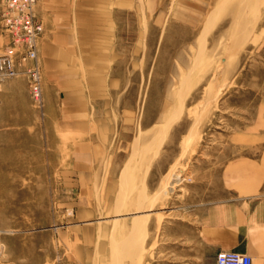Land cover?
Instances as JSON below:
<instances>
[{
	"label": "rangeland",
	"instance_id": "rangeland-1",
	"mask_svg": "<svg viewBox=\"0 0 264 264\" xmlns=\"http://www.w3.org/2000/svg\"><path fill=\"white\" fill-rule=\"evenodd\" d=\"M4 43L0 31V54ZM125 84L134 119L116 127L102 154L113 189L101 184L86 202L63 181L69 136L33 102L25 76L0 83V264H215L217 252L199 242V211L223 197L230 176L264 171V0H212L195 28L152 31ZM180 166L182 181L170 191L166 177ZM82 204L88 214L78 213ZM148 209L136 232L132 215Z\"/></svg>",
	"mask_w": 264,
	"mask_h": 264
},
{
	"label": "crops",
	"instance_id": "crops-1",
	"mask_svg": "<svg viewBox=\"0 0 264 264\" xmlns=\"http://www.w3.org/2000/svg\"><path fill=\"white\" fill-rule=\"evenodd\" d=\"M211 1L36 0L43 28L38 44L42 108L56 131L69 136L63 181L75 186L78 200H94L101 184L113 189L114 182L104 180L102 154L116 127L134 119L124 93L126 72H136L151 32L171 24L195 28ZM255 169L220 183L223 197L214 196L199 211V242L264 264V171ZM82 205L78 213L88 214ZM82 254L89 258L90 251Z\"/></svg>",
	"mask_w": 264,
	"mask_h": 264
},
{
	"label": "built area",
	"instance_id": "built-area-1",
	"mask_svg": "<svg viewBox=\"0 0 264 264\" xmlns=\"http://www.w3.org/2000/svg\"><path fill=\"white\" fill-rule=\"evenodd\" d=\"M0 31L5 50L0 54V83L25 76L30 95L37 106L42 105L41 73L38 44L43 28L36 14V0H1ZM215 264H252L244 253L219 251Z\"/></svg>",
	"mask_w": 264,
	"mask_h": 264
},
{
	"label": "bare ground",
	"instance_id": "bare-ground-1",
	"mask_svg": "<svg viewBox=\"0 0 264 264\" xmlns=\"http://www.w3.org/2000/svg\"><path fill=\"white\" fill-rule=\"evenodd\" d=\"M255 10V9H254ZM258 19V14H257V18H256V20ZM256 20H255V22H256ZM253 21V20H252ZM249 23V22H248ZM250 24V23H249ZM252 25H254V24H252ZM251 25V26H252ZM239 26V25H238ZM242 26H243V24H242ZM247 28V27H246ZM239 29L240 28H238V31H239ZM242 29V28H241ZM237 30V29H236ZM237 31V32H238ZM246 31H247V29H246ZM249 32V31H248ZM241 34V33H240ZM239 34V35H240ZM244 34V33H243ZM246 34V33H245ZM246 37V36H245ZM240 38H241V36L239 37V38H237L236 39V45H240V44H237L238 42H240L239 40H240ZM231 49H232V46H231ZM229 60V57H227V58H225V59H223V61L225 62V64H224V68H222L221 69V66L220 65H218V67H216V69L214 70V80H215V82L216 81H218V79L219 78H221L223 75H224V73H222L223 72V70H225V68H227L226 67V65H227V61ZM220 70V71H219ZM226 71V70H225ZM210 87V86H209ZM209 91L210 92H207L206 93V97H205V102L208 104V106H209V104H211L212 103V101H213V99L215 98V91H214V89L212 90V89H209ZM213 91V92H212ZM205 106L204 107H201V108H199V110H198V113H196V114H198V115H196L195 116V123H196V125H198L197 124V122L199 123V120H202L201 118L202 117H204V113H205ZM208 108H210V107H208ZM194 111V110H193ZM196 111V110H195ZM202 116V117H201ZM194 117V116H193ZM173 121H174V118H170L169 119V121H168V124H171V123H173ZM195 125V124H194ZM193 126V125H192ZM199 126V125H198ZM191 136V135H190ZM185 138V137H184ZM190 140H191V138H190ZM185 142V141H184ZM197 142V141H196ZM186 143V142H185ZM185 143H184V145H185ZM193 144V143H192ZM191 144V145H192ZM189 145V144H188ZM190 145V146H191ZM182 146V145H181ZM189 147V146H188ZM193 148V147H192ZM195 149V148H194ZM186 150H187V148H186ZM182 152H183V150H182ZM185 152V151H184ZM182 156H183V154H182ZM183 172H184V168L182 167V166H180V167H178L177 168V170L175 171L174 169L171 171V173H169V176L168 177H166L167 178V180H169L168 181V189L170 190V191H172L173 190V188L175 187V186H177L181 181H182V174H183ZM130 175V174H129ZM129 175L127 174V171L126 172H124L123 173V177H122V179H121V183L120 184H122V188H121V192H122V194L121 195H119V197H118V201H117V211H116V213L118 214V213H121V211H122V207L124 206V203L126 202L125 201V199H127V195H126V190H127V180L130 178L129 177ZM167 176V175H166ZM129 177V178H128ZM130 184V183H129ZM161 191V190H160ZM159 191V192H160ZM162 191H164L165 192V190L163 189ZM166 191H167V189H166ZM120 192V193H121ZM158 192V193H159ZM164 192H162V193H164ZM159 195L160 194H158V196L157 197H159ZM161 196V195H160ZM164 196V195H163ZM161 198V197H160ZM159 198V199H160ZM156 199H158V198H156ZM163 199V198H162ZM141 200H139V201H137L138 203L140 202ZM151 201V200H150ZM153 201H155V199L153 200ZM157 201V200H156ZM147 202V201H146ZM149 204V203H148ZM155 204V203H154ZM139 205H141V203H139ZM143 206H144V208L147 206H145V204H143ZM149 206V205H148ZM151 207V206H150ZM137 208H138V206H137ZM140 208H141V206H140ZM148 208V207H147ZM172 208V207H171ZM151 210V209H150ZM139 211V210H138ZM146 212H143V213H141L140 212V214L137 212V214H139V215H136L135 213V215H132V216H134V219H133V221H132V224L130 223V225H132V228H133V230H135L136 232H137V230H142V229H144L145 228V225H146V223H147V221L149 220V218H148V216H149V213H150V211H149V209L148 210H145ZM152 211V210H151ZM115 212V211H114ZM117 214L115 215V216H117ZM136 216V217H135ZM138 216V217H137ZM168 216V215H167ZM115 219H116V217H115ZM118 220V219H117ZM149 222V221H148ZM116 223H117V221H116ZM118 224V223H117ZM116 225V224H115ZM115 231V230H114ZM143 231V230H142ZM146 233V232H145ZM145 235V234H144ZM143 235V236H144ZM145 237V236H144ZM112 241H113V238H112ZM112 254H115V251H118L117 250V246L115 247V245L113 244V242H112ZM120 252V251H119ZM116 254H117V252H116ZM118 255V254H117ZM117 255H115V256H117ZM120 257H121V255H120ZM120 264V262H118V260H117V263H115V264ZM122 264V263H121Z\"/></svg>",
	"mask_w": 264,
	"mask_h": 264
}]
</instances>
